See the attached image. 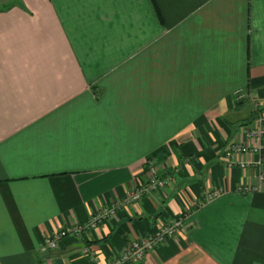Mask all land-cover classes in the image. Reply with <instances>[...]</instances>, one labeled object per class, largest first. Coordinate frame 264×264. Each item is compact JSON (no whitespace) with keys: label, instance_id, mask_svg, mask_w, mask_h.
Instances as JSON below:
<instances>
[{"label":"crops","instance_id":"crops-1","mask_svg":"<svg viewBox=\"0 0 264 264\" xmlns=\"http://www.w3.org/2000/svg\"><path fill=\"white\" fill-rule=\"evenodd\" d=\"M237 90L264 108V0H0V264H105L182 214L130 264H264L257 139L224 162ZM152 156L174 183L126 202Z\"/></svg>","mask_w":264,"mask_h":264},{"label":"built area","instance_id":"built-area-1","mask_svg":"<svg viewBox=\"0 0 264 264\" xmlns=\"http://www.w3.org/2000/svg\"><path fill=\"white\" fill-rule=\"evenodd\" d=\"M239 91L240 90L236 92L240 93ZM241 97L243 98L244 94L238 95V98ZM247 97L250 98L257 107H262L263 104L259 100L253 98L249 93ZM262 122H264V117L259 122V132H253L254 137L259 141H261L262 139L264 140V124H262ZM253 151L259 155L256 164L259 166V168H261V166L264 164V143L260 142V144L254 147ZM144 178V180H139L135 183L133 189L126 197V202H135L142 199L144 196H147L154 192L162 191L164 190V187L167 183V179L162 178L157 168L151 163L146 165ZM258 178L259 181H264V168L260 169ZM239 189L242 191H246L248 187L242 186ZM217 196H219V192L217 191L207 192L203 196V202L210 201ZM197 203H199L198 205L201 204V202ZM197 203H195L194 206H196ZM115 208L116 205L105 208L93 214L88 220L83 223L76 224L73 227H68L66 230H62L52 236L46 237L42 248H45L47 250H55L58 247L59 241L68 235L81 238V236L85 232L90 229H95L105 218L111 216ZM184 217L185 214H182L168 221L158 220V227L155 232L130 241L118 256L114 257L112 260L108 261L105 264H130L132 262L142 260L146 252L152 250L157 245L166 241L168 238L173 237L179 230L183 228ZM83 249L84 252L88 254L89 260L92 262V264H101V262L95 256L94 252H91L85 247H83Z\"/></svg>","mask_w":264,"mask_h":264},{"label":"rangeland","instance_id":"rangeland-1","mask_svg":"<svg viewBox=\"0 0 264 264\" xmlns=\"http://www.w3.org/2000/svg\"><path fill=\"white\" fill-rule=\"evenodd\" d=\"M239 92L240 93L235 92V94L233 95L235 102H242V101L248 100L250 102L251 107H252V109H251L252 113H251V117H249L244 122L238 124V126H237V132H238L237 140L229 142L225 147L224 162H225L226 166H235V165L239 166L238 164L243 163L242 161H244V160H242L243 159L242 156L249 152L248 150H250V147L248 146V144L246 142L242 141V138L248 137L250 139L256 140L257 138L254 137L253 132L254 131L259 132V127H260L259 122L264 117V108L262 109V107H257L253 103V101H251V99L247 97L248 96L247 92L242 91V90H240ZM239 94H244V97L238 98ZM262 124H264V122H262ZM261 127H262V125H261ZM256 141H257V143L253 146V148L256 147L259 143L258 139ZM263 153H264V151H263ZM258 158H259V155H258ZM245 162H247V161H245ZM150 163L157 168V170L159 171V174L162 178L167 179V183H166L164 189L174 183L173 176H171V177L165 176V175L162 176L163 171H165V169H167V166L165 163L160 164V165L157 164L155 157L152 156V157H148L145 159V161H144L145 168H146V165L150 164ZM240 165L242 166L244 164H240ZM255 166L257 168H259V166L256 163H255ZM161 171H162V173H161ZM77 224H79V223H77ZM74 225H76V224H73L71 226H67V227L59 230L58 232H60L62 230H66L68 227H73ZM68 236H70V235H68ZM65 237H67V236H65ZM72 237H75V236H72ZM58 249L59 248L57 247L55 250H47L45 248H40L39 250L42 254H45V255L51 254L52 255L55 252H57Z\"/></svg>","mask_w":264,"mask_h":264}]
</instances>
